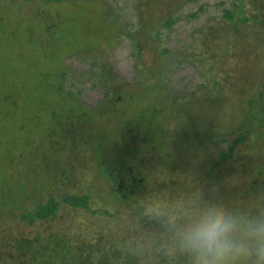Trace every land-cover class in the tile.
<instances>
[{"label":"rangeland","instance_id":"1","mask_svg":"<svg viewBox=\"0 0 264 264\" xmlns=\"http://www.w3.org/2000/svg\"><path fill=\"white\" fill-rule=\"evenodd\" d=\"M223 1L228 4V0H70L65 3L0 0V179L4 177L12 187L15 185L10 190L14 205L18 206L10 207L9 197L6 208L0 209V258L3 259L0 264H16L19 252L14 240L22 237H37L47 244L50 234L63 235L77 250L86 243L107 248L110 242H117L122 246L124 241L140 234L158 231L150 223L143 224L133 208L117 201L101 171L106 168L99 160L100 152L111 150L114 141H119L122 149L128 147L130 138L122 140L120 131L121 113L138 114V107L142 110L146 106L130 104L124 108L122 105L125 97L133 93L140 92L135 94L134 103L144 98V91L150 86H158L156 94L169 95L167 99L158 98L171 119L169 128L179 133L177 124L185 122L194 127L196 138L188 144L182 137L179 141L185 147L181 153L174 151L172 138L165 151L155 153L140 140L135 141L142 148L141 158L126 162L135 167L140 165V173L149 174L151 184L147 194L186 191L192 172L205 197H212L218 203L246 205L264 193V183H260L251 189L250 196L243 198L250 186L251 170L254 172L259 162L264 163V141L251 135L238 147L236 160L215 166L222 148L228 147L243 126L239 117L245 108L236 109L232 105L242 97L249 108V97L264 94L263 14L256 23L229 24L219 18ZM257 3L264 13V0ZM203 5L206 9L199 11ZM198 11V17H189ZM173 15L175 23L167 28L164 23ZM142 24L145 25L140 29ZM130 33L138 41L136 48ZM156 33L158 40L154 37ZM90 46L87 53L75 54ZM162 49L170 51L161 54ZM207 52L219 54L217 66H211ZM68 55L74 57L67 58ZM59 63L64 64L62 67L73 66L75 77L70 79L74 90L81 89L80 103L91 112L82 121L75 119L78 122L73 124L74 131L66 124L68 120L60 129L58 125L62 121L53 119L61 114L59 110L41 122L33 120L38 115L35 116L36 101L32 100V93L41 88L32 79L43 77L42 86L53 95L59 80L51 75L53 68L59 69ZM163 65L167 71L159 79L157 70ZM26 75L34 76H31L32 88L29 87L27 95L19 96ZM16 81L23 85L15 88ZM213 82H218L215 89H211ZM107 86L111 87L108 101L118 106L113 109L118 112L112 113V107L108 109L110 104L106 103L96 113L95 106L104 99ZM11 98L21 106L15 116ZM65 99L67 107L77 102L68 94ZM6 123L11 125L4 128ZM48 128L51 129L46 131ZM47 132L51 133L50 138ZM222 135L226 136L225 142L214 143ZM103 137L98 144L97 140ZM71 138L76 145H72ZM14 139L15 145L11 143L16 142ZM8 154L15 157L7 159ZM103 159L107 163V158ZM173 162L177 163V169ZM44 179L48 185L45 193L39 194L36 188L41 187ZM4 189L2 182L0 199ZM47 191L56 195L90 194L92 211L64 204L57 219L35 225L14 217L30 210L40 196H47ZM1 204L0 200V207ZM158 262L152 258L149 264Z\"/></svg>","mask_w":264,"mask_h":264},{"label":"trees","instance_id":"2","mask_svg":"<svg viewBox=\"0 0 264 264\" xmlns=\"http://www.w3.org/2000/svg\"><path fill=\"white\" fill-rule=\"evenodd\" d=\"M25 1L26 2L41 1L44 3H65L70 0H25ZM257 1L258 0H228L227 1L228 4L225 1H223L221 3V6L223 7L222 14L219 18L223 19L229 24L242 25L249 22L256 23L262 19L261 18L262 14H263L262 17L264 19V13L261 12V8L258 6ZM205 9L206 7L203 5L199 8V11H204ZM199 11L190 14L189 17L190 18L198 17V15H200ZM174 23H175V18L173 15L168 17L164 24L167 28H171ZM144 25L145 24L140 25V29L141 26ZM154 37L155 40H158L157 38H159L157 33L154 35ZM129 38L133 41L134 48H136L135 44H137L138 42L137 39L134 38L132 33L129 34ZM91 48L92 47L90 46L89 48L86 49H81V50L79 49L75 54L83 55L82 53H87L85 51H88ZM169 51L170 50L162 49L161 54L168 53ZM207 53H208L207 57L212 61L211 66L212 65L217 66L218 65L217 58L219 57V54L213 52L212 53L207 52ZM135 54L139 55L136 52ZM72 57H74V55H68L67 58H72ZM202 61L200 63H202ZM63 65H64L63 63H59L57 66L59 69H57L56 67L53 68L54 70L52 69L54 74L51 75V77H53V79L59 80L58 85H54L55 89H53L54 90L53 95L48 94L46 88L42 86L44 85V83L42 82L43 77H41L40 75H38L37 77L31 75L32 77H34L32 81L36 83L37 87L41 88V89L37 88L36 92L34 94L32 93L33 95L32 100H34V102L36 101V105H35L36 108H34L36 111L35 116L38 115L37 118L34 117L33 120L35 122H41L45 118H47L50 113L59 110L61 114L58 116L55 115L56 117L54 116L53 119L56 120L57 122L59 121L60 123L62 121V123L58 125L60 129H63L64 124L68 120L66 124L71 126L70 129L74 131L75 127L73 126V124L78 122L75 121V119L78 117L77 120L82 121L83 117H87L88 115H91V112L88 109H85L84 105H81L82 103H80L81 101L80 97L82 95L81 89L76 88V90H74V82L72 80L75 77L74 75L75 72L73 70V66L62 67ZM164 65L162 66V68L157 70V73L159 74V79H162L164 72L167 71V67H165ZM260 73L262 72L260 71L258 73V77L260 76ZM31 76L30 75L23 76L24 77L23 82L25 86H22L23 84L21 83L19 84L20 79L17 80L19 82L17 81L15 82L14 85L15 88L18 85L22 86L20 88L19 96L27 95L29 87L32 88ZM70 78H72V80ZM163 81H165V79H163ZM217 86H218V82H213L211 89H215ZM206 88L210 89L208 86ZM245 88L246 86H244V89ZM107 89L108 90L105 92L104 99H102L95 106L96 113L101 112L102 111L101 108H103V105L105 107L106 103L110 104L108 106V109L112 107V113L116 111L118 112V110L113 111V109L114 108L117 109L118 106H116V104H114L113 101H108L111 92V87L107 86ZM157 89L158 86L147 87V89L144 91L146 96L138 100L137 101L138 103L137 102L134 103V101L136 100L135 94H139L140 92L131 94L132 98L131 95L125 97V101H124L125 104H123L122 107L125 108L126 105L137 104L138 106L145 105L146 108L141 110L142 107L141 106L138 107V110H140L138 114H136V112L121 113L122 122L120 123V131H122L123 134L122 140L125 139L124 137L130 138V140H128L129 143L127 148L124 147V149H122L123 147L120 146L121 145L120 142L114 141L113 142L114 145L112 146L111 150L107 149V153L100 152L101 157L99 154V160L104 164L106 168V170L102 169L101 171L109 182V186L111 188L112 194L116 197L117 201L120 204L124 205L127 208H133L136 212H137V205L140 202V199L144 198V196L149 192V187L151 182L149 181V174L140 173L142 170L140 165L135 167L130 163L128 164L126 162L128 160L129 162H132L135 159L141 158L140 154L142 148H140L141 146H139L135 141L140 140L142 143L146 144L151 148L152 153H155V152L165 151V149L169 144V139L172 138L174 151L181 153L185 145L180 143L179 140L183 139L182 137H185L188 140V144H190L194 140V138H196L194 127L187 126L185 122L182 124L180 123L177 124L178 126L177 130L179 131V133L175 129L173 130L169 128L170 118H168V116L164 113L163 110L164 103H161L158 100V98L167 99L169 95L165 96L163 94H156ZM67 94L68 96H74V98L77 100V102L72 104L71 107L69 106L70 109H68L69 107H67V100L65 99L67 97ZM257 95H258L257 98L255 97L248 98L247 103L248 106H250L249 108H247L244 105L242 97L241 98L239 97V101L236 103L237 106L236 104L232 105L236 107V109H239L240 107H244L246 109L240 112L241 115L239 117V120L242 121L243 126L240 127L239 129L240 131L234 136L228 147L225 149L222 148L219 154V160L215 162V166L225 165V163L230 160H236L238 147L241 144H244L251 137V135L256 139H260L264 141V94L259 93ZM163 96H165V98ZM11 99L13 102L12 107L14 108V116H15L16 113L20 112L21 106L17 101H15L14 98ZM176 104H179L181 106L182 103L177 101ZM59 118L61 119L59 120ZM13 123L14 122H12V124ZM49 123L51 124L53 122L49 120ZM10 125L11 123H6L4 128L9 127ZM50 129L51 128H48L46 131H49ZM257 129H260L261 132L256 131ZM254 131L256 132L254 133ZM54 132H56V130H54ZM33 134L31 133L32 137ZM47 134L49 135L48 137L50 138L51 133L47 132ZM41 136L44 137V135ZM225 137H226L225 135L219 136L218 141L214 143H218V142L224 143ZM104 139H105L104 137L100 138L99 140H97V143L100 144ZM14 141L16 142H11V143L15 145V143H17V140L14 139ZM71 141H72V145H76L74 144L75 140L73 138H71ZM108 141L109 139L107 137V142ZM114 147H116L117 149H114ZM100 148L101 146H98L99 151L101 150ZM61 151H63V148L61 149ZM21 153L19 154L20 157L23 156L21 155ZM13 156H14L13 154H8L5 157L7 159L8 157L13 159ZM102 157L107 158V163L103 161L104 159ZM101 162L99 164L100 168L103 167ZM173 164H174V168L177 169L178 168L177 163L173 162ZM254 166H256V164L252 165L251 168H253ZM134 169H136L137 171L133 172ZM62 173L63 175L66 174L65 168L62 170ZM251 173L252 176H250L251 179L250 186L244 191L243 198L250 196L251 189H253L257 184L264 183V163L262 164L259 162L258 166L254 168V172H252L251 170ZM253 173H255V175H253ZM206 175L208 178L211 177L210 173H207ZM2 182L5 185V189L1 194L3 195L2 196L3 198L0 199L2 201L0 209L6 208L9 197H11L12 200L11 203H9V205L11 204L10 207L13 206L14 209L18 208L16 204L14 205L15 199H14V194L10 190L12 187L11 184H9L7 179L6 178L4 179V177L0 179V185H2ZM40 184L41 187L36 188L38 190V193L39 194L45 193L46 185H48V181H46L45 183V179H44L43 183L41 182ZM14 186L12 187V190L15 189ZM156 189L157 191L161 190V188L159 187ZM46 194L47 196L44 198L40 196L38 202H36L30 210H23L21 214L16 215L14 217L19 218L22 222L26 224L35 225L37 222L53 221L57 219L59 212L61 211L62 205L64 204L72 208H82L84 210L92 211L90 207L92 196L90 194L65 193V194L56 195L51 191H47ZM92 213L95 214L96 211L93 210ZM140 220L145 225H149L150 223V225L156 227V225H154L149 221L142 220L141 218ZM48 239L49 242L47 244H44L37 237L34 239H29L25 237H22L20 239H15L14 244H16L17 250L19 252L15 257L17 261L16 264H30V263L31 264H139V261L135 257L130 256L125 250V248L118 245L117 242H110L111 244L109 243V245H107V248L104 246L102 247L99 244L96 246H92L91 244L86 243L85 245L80 246L77 250H75L76 247L69 245L67 242L68 238H64L63 235L50 234ZM51 241H53V244H51ZM158 264H161L160 260Z\"/></svg>","mask_w":264,"mask_h":264},{"label":"clouds","instance_id":"3","mask_svg":"<svg viewBox=\"0 0 264 264\" xmlns=\"http://www.w3.org/2000/svg\"><path fill=\"white\" fill-rule=\"evenodd\" d=\"M188 180L186 191L149 193L138 203L137 215L158 231L124 241L127 253L140 264H264V193L246 205L222 204L205 197L193 172Z\"/></svg>","mask_w":264,"mask_h":264}]
</instances>
